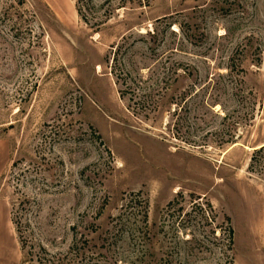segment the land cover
Instances as JSON below:
<instances>
[{
  "label": "rangeland",
  "instance_id": "374dc122",
  "mask_svg": "<svg viewBox=\"0 0 264 264\" xmlns=\"http://www.w3.org/2000/svg\"><path fill=\"white\" fill-rule=\"evenodd\" d=\"M0 264H264V0H0Z\"/></svg>",
  "mask_w": 264,
  "mask_h": 264
},
{
  "label": "trees",
  "instance_id": "16d2710c",
  "mask_svg": "<svg viewBox=\"0 0 264 264\" xmlns=\"http://www.w3.org/2000/svg\"><path fill=\"white\" fill-rule=\"evenodd\" d=\"M142 201H143V204H145V208L147 209L148 208L147 201H144V200H142ZM145 215H146V211H145ZM227 219L230 220L229 217H227ZM228 233H229V240H230V247H231V244H233V235H234V229L231 225H229V227H228Z\"/></svg>",
  "mask_w": 264,
  "mask_h": 264
}]
</instances>
